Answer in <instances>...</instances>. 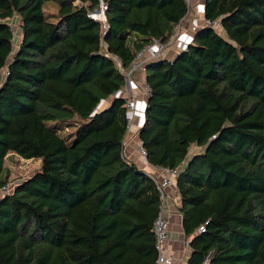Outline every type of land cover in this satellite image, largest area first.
<instances>
[{
	"label": "trees",
	"instance_id": "obj_1",
	"mask_svg": "<svg viewBox=\"0 0 264 264\" xmlns=\"http://www.w3.org/2000/svg\"><path fill=\"white\" fill-rule=\"evenodd\" d=\"M101 1L104 22L89 16L100 0H0V264H155L159 192L124 154L116 93L188 5ZM203 15L220 31L146 64L138 141L150 165L178 168L187 264H264V0H204ZM11 154L40 167L3 190Z\"/></svg>",
	"mask_w": 264,
	"mask_h": 264
},
{
	"label": "crops",
	"instance_id": "obj_2",
	"mask_svg": "<svg viewBox=\"0 0 264 264\" xmlns=\"http://www.w3.org/2000/svg\"><path fill=\"white\" fill-rule=\"evenodd\" d=\"M203 1L204 0H193L192 7L188 8L187 14L182 18L183 20V30L181 31L178 42L187 41L193 37L194 33H190L187 30L188 25H201L202 21L205 19L203 15ZM188 42V41H187ZM179 44L169 46L161 56L172 60L176 54L180 51ZM144 58L150 62L148 59V52L144 53ZM147 62V63H148ZM145 72H135L132 75L130 81L126 82L123 89L118 91L116 95L125 96L127 92L131 91L135 95V113L133 115L134 124L132 125V130L125 137L127 139L128 135L131 134L133 143L131 145L127 144L124 147L126 153L124 154L130 160H132L140 169L151 173L154 171L155 166L150 165L146 158L139 154L138 148L140 143L138 141V130L144 122V109L147 99V94L145 93ZM132 120V121H133ZM129 127V126H128ZM134 144H136L134 149ZM168 194V200L164 206V214L169 221V238L167 241V251L172 255L174 264H187L186 260L190 255V247L188 244L189 239L185 237L182 225H181V215L178 211L179 200L176 194L175 185L170 186L166 189Z\"/></svg>",
	"mask_w": 264,
	"mask_h": 264
},
{
	"label": "built area",
	"instance_id": "obj_3",
	"mask_svg": "<svg viewBox=\"0 0 264 264\" xmlns=\"http://www.w3.org/2000/svg\"><path fill=\"white\" fill-rule=\"evenodd\" d=\"M187 5H189L192 0H185ZM100 10L105 9L104 3L100 0ZM189 8V6H188ZM94 12V11H93ZM93 12L89 13V16L93 19H97ZM99 20V19H97ZM105 21L103 17V22ZM212 26L214 28L218 27V21H210L204 19L202 24L199 26H195L193 24L188 25L187 30L190 33H194L199 27L202 26ZM183 30V20L181 19L174 27L173 33L167 42H161L158 39L153 40L149 45L145 46L143 50L137 53L136 57L132 60L129 67L127 69H122L121 71L126 77V82L130 81L131 77L135 72H145V67L147 64V60L144 58V53L148 52V59L150 61L161 58L164 51L169 47L175 44H179V49L184 50L187 48L188 43L191 41H183L178 42L179 35ZM192 39V38H191ZM145 93L147 94L148 88L144 87ZM120 91V90H119ZM125 106L127 108L128 115V126H130L132 122L133 115L135 113V95L131 91L127 92L125 96ZM138 152L142 156H146V152L139 146ZM178 173V168H168L163 166H156L154 171L150 174L152 175L157 190L159 192V211L157 216L155 217L152 225V232L155 236V250L157 253L155 264H174V260L172 255H170L167 251V241L169 238V221L166 215L164 214V206L166 201L168 200V194L166 189L170 186H173L175 183V179ZM8 184L4 186L2 189H7ZM205 230V226L200 225L197 228L198 232H202Z\"/></svg>",
	"mask_w": 264,
	"mask_h": 264
},
{
	"label": "rangeland",
	"instance_id": "obj_4",
	"mask_svg": "<svg viewBox=\"0 0 264 264\" xmlns=\"http://www.w3.org/2000/svg\"><path fill=\"white\" fill-rule=\"evenodd\" d=\"M192 1H190L191 3L188 5L189 8H191L193 5ZM75 3L79 4L78 1H75ZM56 10H57V7L53 3H47L44 6V11L47 14H53L54 15V14H56ZM100 21H103V20H100ZM8 22L11 26V29H12V32L14 35L13 49L15 50L17 47V42L20 39L19 19L17 16H14V17L8 19ZM216 28H217V30H219L218 27H216ZM190 40L191 39H188L187 41H190ZM134 123L135 122L133 120L131 122L130 126L128 127V133L132 130V125ZM66 131H68V129L65 128L63 130V132L61 131V133L65 134ZM131 136H132L131 134L128 135L127 139L125 140V145H127V144L131 145L133 143ZM135 146H136V144H134V149H135ZM126 150L127 149L124 150L125 153H126ZM4 165L9 172L8 187H10L13 184H15L21 180L26 179L27 177L31 176L34 172H36L40 167V160H37L35 158L23 159L16 154H11L5 159ZM8 187H7V189H4V190H8ZM0 194H1V191H0Z\"/></svg>",
	"mask_w": 264,
	"mask_h": 264
},
{
	"label": "water",
	"instance_id": "obj_5",
	"mask_svg": "<svg viewBox=\"0 0 264 264\" xmlns=\"http://www.w3.org/2000/svg\"><path fill=\"white\" fill-rule=\"evenodd\" d=\"M94 14H99V13H102L103 14V17H104V10H100V9H97L93 12ZM105 19V17H104Z\"/></svg>",
	"mask_w": 264,
	"mask_h": 264
},
{
	"label": "bare ground",
	"instance_id": "obj_6",
	"mask_svg": "<svg viewBox=\"0 0 264 264\" xmlns=\"http://www.w3.org/2000/svg\"><path fill=\"white\" fill-rule=\"evenodd\" d=\"M96 18H98V19H103V14L102 13H99V14H95L94 15Z\"/></svg>",
	"mask_w": 264,
	"mask_h": 264
}]
</instances>
